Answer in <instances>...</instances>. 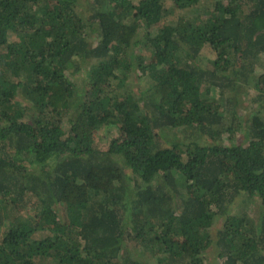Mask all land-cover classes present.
I'll use <instances>...</instances> for the list:
<instances>
[{"label": "trees", "instance_id": "trees-1", "mask_svg": "<svg viewBox=\"0 0 264 264\" xmlns=\"http://www.w3.org/2000/svg\"><path fill=\"white\" fill-rule=\"evenodd\" d=\"M173 2L0 0V264H264V0Z\"/></svg>", "mask_w": 264, "mask_h": 264}, {"label": "rangeland", "instance_id": "rangeland-1", "mask_svg": "<svg viewBox=\"0 0 264 264\" xmlns=\"http://www.w3.org/2000/svg\"><path fill=\"white\" fill-rule=\"evenodd\" d=\"M166 6L168 7V13L166 14V16H164V14L162 15V17H164L162 19V21H166V20H172L173 18H176L178 13H184V10H180L179 8H177L175 6V3L173 2V0H166ZM153 31H155V27L152 28ZM17 37L16 34H11V38H15ZM142 48H139L138 50H141ZM208 50V49H207ZM210 56H214L215 53L214 52H209ZM72 78L74 79L75 83H77L78 86L83 87L86 86L87 84V73H86V68H82L79 71L73 73ZM129 85L132 86L133 88H139V86H144V85H150L151 79L146 75L145 77H143V79H136V76H131L129 79ZM218 92V91H217ZM234 96H237V93L235 94L234 90H230L229 88L226 89V91L221 94V99L223 100V104H227L228 101H230V99L233 98V100L235 99ZM230 98V99H229ZM240 98L245 100V97L242 96V94L240 93ZM247 102V101H246ZM228 116L231 117V114L228 113ZM243 116V115H242ZM68 116H66L67 119ZM65 119V120H66ZM65 127H69L70 123L68 121L65 122ZM120 133L118 132L117 128L115 125H104L102 128H99L97 133H96V140H95V146L97 148H106L108 146V143L110 141V139L114 136V135H119ZM235 137L237 136V141H243L246 140V136H245V132L244 130H242L241 128H238V131L235 132ZM225 136H228L227 133H225ZM237 205L239 208H247L249 205L247 202L243 201L241 198H239L237 200ZM250 209H252V211L255 210V207H252L251 205L249 206ZM223 220V219H221ZM221 220L219 221L221 223ZM217 245L216 243H214L213 247H211L206 255V263L205 264H219L221 262V259L218 257L217 254ZM145 253V252H144ZM142 253L141 255L146 258V255Z\"/></svg>", "mask_w": 264, "mask_h": 264}]
</instances>
